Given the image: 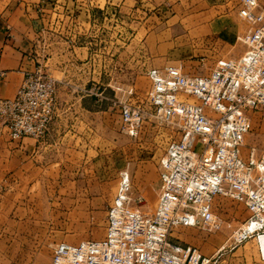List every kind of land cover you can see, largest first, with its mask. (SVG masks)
I'll list each match as a JSON object with an SVG mask.
<instances>
[{"label":"rangeland","instance_id":"rangeland-1","mask_svg":"<svg viewBox=\"0 0 264 264\" xmlns=\"http://www.w3.org/2000/svg\"><path fill=\"white\" fill-rule=\"evenodd\" d=\"M6 1L0 0L3 5ZM259 2L264 5V0ZM209 3L115 0L107 9L108 19L93 25L96 44L91 58L82 60L83 79H91L90 88L96 91L106 87L103 96L145 111L136 136L123 132L118 104L94 96L81 101L79 92L60 86L57 115L43 139L11 140L0 119V264H13V256L52 255L60 242L102 239L124 171L131 175L132 198L139 200L134 205L154 210L161 161L180 131L147 103L148 71L177 65L186 73L205 75L218 59L239 58L248 49L240 39L249 27L239 14L240 0H225L221 6ZM100 77L93 85L92 79ZM250 118L245 157L252 147L264 151V106L252 110ZM241 204L239 209L215 210L224 220L219 231L197 227L200 234L193 237H202L195 245L203 253H214L215 239L225 245L213 264H264L253 262L259 259L256 239L238 247L227 243L242 225L235 221L249 216ZM178 229L172 237L180 234Z\"/></svg>","mask_w":264,"mask_h":264},{"label":"built area","instance_id":"built-area-1","mask_svg":"<svg viewBox=\"0 0 264 264\" xmlns=\"http://www.w3.org/2000/svg\"><path fill=\"white\" fill-rule=\"evenodd\" d=\"M239 14L249 23L240 37L248 49L239 58H220L205 75L186 73L177 65L148 71L147 103L180 131L161 161L154 210L145 212L134 205L139 200L131 196V175L122 172L105 236L58 243L53 264H213L216 254L175 242L172 232L180 226L219 231L224 220L215 211L217 196L242 202L249 212L232 232L230 244L238 247L256 239L264 260V151L252 147L247 157L243 155L252 129L250 112L264 106V5L240 0ZM58 82L39 63L26 72L15 96L0 98V119L12 140L38 141L49 133ZM100 96L118 104L123 132L136 136L145 111Z\"/></svg>","mask_w":264,"mask_h":264},{"label":"crops","instance_id":"crops-1","mask_svg":"<svg viewBox=\"0 0 264 264\" xmlns=\"http://www.w3.org/2000/svg\"><path fill=\"white\" fill-rule=\"evenodd\" d=\"M201 1L207 5L211 2L214 6L225 3V0ZM114 2L115 0H8L4 5L0 2V98L15 96L26 72L34 70L41 63L46 72L58 79V87L69 88L73 94L75 91L79 92L81 101L86 96H95L101 102L100 94L106 87L102 91H99L101 86H98V91L90 88L91 79L87 82L83 79L86 63L82 60L88 55L91 58L96 44L91 37L94 36L93 25L108 19L107 9ZM95 9L102 12V19L95 15ZM101 78H93L92 84L97 86L95 82ZM57 92L56 113L60 103L59 88ZM233 207L239 209L242 204L230 198L216 197V211H230ZM246 219L243 216L235 222L243 224ZM177 228L180 234L172 237L175 242L196 246L195 242L202 238L193 237L200 234L197 227ZM213 241L215 248L211 255H217L225 245H221L219 239ZM52 258L53 254H32L13 256L9 261L13 264H53ZM254 260L262 261L260 252L259 259L254 257L253 262Z\"/></svg>","mask_w":264,"mask_h":264},{"label":"trees","instance_id":"trees-1","mask_svg":"<svg viewBox=\"0 0 264 264\" xmlns=\"http://www.w3.org/2000/svg\"><path fill=\"white\" fill-rule=\"evenodd\" d=\"M94 13H95L96 16H99V18L102 19L103 16H102V12H101L100 10L95 9V10H94ZM113 92H114V91H113ZM113 95H114V93H113ZM94 97H95V96H94ZM95 98H96V97H95ZM102 101H104V100H102Z\"/></svg>","mask_w":264,"mask_h":264},{"label":"bare ground","instance_id":"bare-ground-1","mask_svg":"<svg viewBox=\"0 0 264 264\" xmlns=\"http://www.w3.org/2000/svg\"><path fill=\"white\" fill-rule=\"evenodd\" d=\"M261 242H262V245H263V247H264V235L262 236V240H261Z\"/></svg>","mask_w":264,"mask_h":264}]
</instances>
